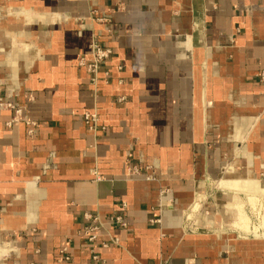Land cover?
Segmentation results:
<instances>
[{
	"label": "crops",
	"instance_id": "crops-1",
	"mask_svg": "<svg viewBox=\"0 0 264 264\" xmlns=\"http://www.w3.org/2000/svg\"><path fill=\"white\" fill-rule=\"evenodd\" d=\"M262 72L264 0H0V264H264L216 185L264 190Z\"/></svg>",
	"mask_w": 264,
	"mask_h": 264
},
{
	"label": "built area",
	"instance_id": "built-area-1",
	"mask_svg": "<svg viewBox=\"0 0 264 264\" xmlns=\"http://www.w3.org/2000/svg\"><path fill=\"white\" fill-rule=\"evenodd\" d=\"M111 54V49L105 47L97 42H92L90 45V54L88 57H80L79 64L84 66L88 73L90 74L91 83L95 84L98 77V71L100 68V64L106 60ZM264 74V72H262ZM3 105L6 108H10L14 112V116L12 117L13 121L17 120H25L29 123V120L25 119L20 113V109L15 108L11 103L0 102V106ZM84 122L87 128L91 131H95L99 127V118L96 111L85 112L84 114ZM85 218L91 223L86 225L82 231L83 235H85L88 241H94L98 234L97 231L102 229V222L97 217L92 216L90 214H86ZM109 222L117 225V226H125L126 223L124 219L120 215H111L109 217ZM106 244H104L105 246ZM166 264V263H160Z\"/></svg>",
	"mask_w": 264,
	"mask_h": 264
},
{
	"label": "bare ground",
	"instance_id": "bare-ground-1",
	"mask_svg": "<svg viewBox=\"0 0 264 264\" xmlns=\"http://www.w3.org/2000/svg\"><path fill=\"white\" fill-rule=\"evenodd\" d=\"M216 184H217L218 189L220 188L222 190H227V193L229 194V195L228 194L226 195L227 198H226V201H225L223 206L225 209L224 212H227V213L230 212L232 214V218L234 220L232 223V226L234 225L235 228L242 229V230L246 228V230H247V227L244 225L245 221H243L245 219V215L242 213V211L240 209H237L234 207V205H236V203H237V199L231 198V196L232 197H238L237 194H239V192L243 191V192L247 193V195L249 196V198H248L249 200L250 199L254 200L255 198L253 196L257 195L256 193H258L259 196H262L261 194H264L262 188L260 187L261 185L259 186L258 184L253 183L251 179H248L246 177H239V176L233 177V178L232 177H225L223 179H220V181L217 182ZM196 207H197V205H194L192 208L194 209ZM191 212L192 211H190V214L192 215ZM198 219L200 220V218H198ZM205 219L207 221L206 223L208 224V226L214 222V220L212 219V216H207V217H205ZM196 221H198V220H196ZM249 232H247V233H249ZM251 233H253V231ZM255 234L257 235V233H255ZM255 234H253V235H255ZM263 235H264L263 233L259 234V236H263Z\"/></svg>",
	"mask_w": 264,
	"mask_h": 264
},
{
	"label": "rangeland",
	"instance_id": "rangeland-1",
	"mask_svg": "<svg viewBox=\"0 0 264 264\" xmlns=\"http://www.w3.org/2000/svg\"><path fill=\"white\" fill-rule=\"evenodd\" d=\"M221 179H223V178H221ZM219 181H217V182H219ZM224 192H225V201H226V198H227L226 195L228 193H227V190H224ZM263 192H264V190H263ZM256 194L257 195L253 196L255 198L254 200L253 199L249 200L248 199L249 196L247 195V193H245L243 191H241V192H239V194H237L238 197H232L231 196V198L237 199V203H236V205H234V207L237 209H240L242 211V213L245 215V219L243 221H245L244 225L247 227L248 231L246 230V228L243 230H246V232L250 231L249 233L252 235L257 233V235L255 234L253 236L259 237L260 233L264 234V194H261L262 196H259L258 193H256ZM219 195H220L219 197H222V196L224 197V195H222V194H219ZM218 200L220 201V204H221V213L225 217L226 214L223 213V208H222L223 201L221 199H218ZM212 205L213 204H211L210 199L206 200V202L204 203L205 210L207 212H213L214 208ZM206 206H208V207H206ZM196 208H194V209L192 208V209L195 210ZM227 215H228V213H227ZM252 231H253V233H251ZM263 237H264V235H263Z\"/></svg>",
	"mask_w": 264,
	"mask_h": 264
}]
</instances>
